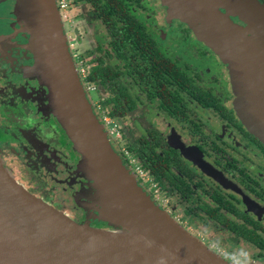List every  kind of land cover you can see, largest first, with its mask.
Returning a JSON list of instances; mask_svg holds the SVG:
<instances>
[{
  "label": "flooded vegetation",
  "instance_id": "flooded-vegetation-1",
  "mask_svg": "<svg viewBox=\"0 0 264 264\" xmlns=\"http://www.w3.org/2000/svg\"><path fill=\"white\" fill-rule=\"evenodd\" d=\"M0 1L8 4L0 15V27H5L1 34L5 38H0V119L7 123L0 125V146L8 138H24L27 146L23 144L20 150L27 159L26 172L33 184L21 183L29 192L65 211L50 201V194L61 193L63 200L83 204L90 181L77 171L80 155L69 139L64 142V131L47 109L46 87L24 76L22 68L31 64L33 57L25 47L28 34L11 12L15 2ZM106 1L110 7L105 15L86 0L69 8L88 6V15L94 18L88 25L100 23L110 30L109 50L101 55L106 56L112 69L121 70V130L117 117H107L118 129V136L123 135L122 143L117 144L123 163L154 202L210 250L229 262L264 264V142L236 112L233 92L228 95L222 91L223 86L220 90L213 83L201 84L204 62L212 53L194 40L200 52L208 55L192 67L188 46L178 43L177 51L169 52L167 40L178 32L186 39L190 31L177 18L165 24L169 30L158 25L157 14L165 16L166 12L160 0ZM86 9L77 13L78 20L88 16ZM231 17L245 25L238 16ZM125 26L131 33L123 45L121 27ZM101 49L95 44L81 54L92 51L90 58H94ZM109 57L117 62L112 63ZM134 88L144 96L134 94ZM114 94L108 92L111 98ZM156 98L157 107L170 119L166 122L168 130L150 126L136 134L131 113L146 100L156 108ZM187 104L194 106L191 113L186 110ZM11 124L15 132L7 129ZM108 135L115 138L109 131ZM127 147L138 154L133 155ZM132 162L152 181L155 191L136 173ZM91 212L83 204L79 217L70 211L67 214L77 222L106 227ZM239 246L243 251L237 253L235 248Z\"/></svg>",
  "mask_w": 264,
  "mask_h": 264
},
{
  "label": "water",
  "instance_id": "water-1",
  "mask_svg": "<svg viewBox=\"0 0 264 264\" xmlns=\"http://www.w3.org/2000/svg\"><path fill=\"white\" fill-rule=\"evenodd\" d=\"M14 2L33 57L23 70L46 87L47 108L80 155L77 171L90 181L83 204L101 215L108 228L77 222L29 192L0 159V264H240L225 260L185 230L123 163L81 82L56 0ZM161 2L168 15L181 18L228 55L234 76L250 80L253 108L245 116L264 142V3Z\"/></svg>",
  "mask_w": 264,
  "mask_h": 264
},
{
  "label": "rangeland",
  "instance_id": "rangeland-1",
  "mask_svg": "<svg viewBox=\"0 0 264 264\" xmlns=\"http://www.w3.org/2000/svg\"><path fill=\"white\" fill-rule=\"evenodd\" d=\"M0 2H1L0 3V15H1L4 12V10L8 9V4H5L2 1H0ZM160 2H161V0H160ZM161 4H162V2H161ZM83 7H85V8L82 9L81 6H72L71 8H69L67 10L66 17L64 19L62 18L64 31L68 36V41H69L71 53L76 58H78L83 51H85L89 48L92 49L95 44L101 45V47H102L101 50H99L95 53L96 55L97 54L98 55L103 54L104 51H106L107 49L109 50V47H110V44L108 42V40H109L108 37L110 35L109 28L105 29L104 26L100 23L99 24L95 23L94 27L92 25L89 26L90 22L94 21V18H92L90 15H88L90 8L88 6H83ZM85 9H86V14L88 16L85 19H82L80 17L81 19L78 20L79 14H77V13H79V12L83 13L82 11H85ZM14 11H15V6H13L11 12H13V14H15ZM71 11H73L75 13L71 14ZM222 11H225V10L222 9ZM165 16H163V13L161 14L160 12L157 14L158 25L161 28H166L169 30V28L165 27V24L166 23L170 24L173 19L177 18L181 21V24L184 27H187L190 31L189 34L187 35L186 39L181 38L179 36L181 34V32H178L171 39L167 40V43L170 45V47L168 48L169 52L175 53L178 49V47H176L178 45V43L180 44V46H188V49H189L188 51L190 54L189 56L193 60L192 61L193 62L192 67H193L194 63L196 61L200 62V60L202 58L206 59V57L208 55L207 52H205V54H202L200 52V49L194 43V40H197V41L201 42L202 44H204V46L206 48H208V50L212 53V57H211V59H206L204 62L203 74H204V71H205V74L201 80V84L213 83L216 88L220 87V90H222L221 87L223 86L224 90H222V91L226 92L228 95H230L231 92H233L232 93V95H234L233 105H235L236 112L238 113L239 116H241V118L244 120L246 125L248 127L250 126L249 129L250 130L253 129L252 123L250 121L248 122V119L245 116L247 108H253L252 105L249 103V98H251L250 93H252L251 90L253 89L252 85L250 83V80L248 83L242 75H239V76L235 75L234 76L233 63L230 60V58L228 57V55L224 51L218 50L217 48L213 47L212 44L209 43L207 40L201 39L200 34H198L197 31H195L194 29H191L188 26V24L186 22H184L181 18H179L177 16H170V15H168L167 12H165ZM230 18L232 19L231 16H230ZM88 23H89V25H88ZM4 28L5 27H3V26L0 27V38L1 39L5 38V37H3V35H1V34H3ZM88 31H89V34H88ZM247 34L249 35L251 33L247 32ZM109 61H111L112 63L117 62L115 58H110ZM79 63H80V61H77V64H79ZM205 66H207V67H205ZM200 67L202 68V66H200ZM22 69H24V67ZM23 72H24V76L31 78L29 76V74L26 73L24 70H23ZM31 79H34V78H31ZM222 81H223V85H221ZM244 86L246 87L245 91L243 90ZM248 86H250L252 89L248 90V88H247ZM1 88H3L2 78H0V89ZM132 92L134 94L140 93L141 96H144V93L141 90L139 91L138 88L132 89ZM91 95L94 97L95 93H91ZM157 102L158 101L156 98V108H155V104H152L151 102L146 100V102L144 104L139 105V107L137 109H135L134 113H131L132 114L131 122L137 128L136 134H138L140 131H142L145 128L150 127V126H156L157 130L158 129L164 130V131L168 130L166 122H168L170 119L168 117H166V115L164 114L165 112H161L159 110V108L157 107ZM94 103L97 104V102H94ZM227 104L230 105V101H228ZM187 107L188 108L186 110H189V112L191 113V111L193 110L192 107H194V106L192 104H190V105L187 104ZM98 108H100V104H99ZM155 111H156V113H155ZM104 114L105 113L103 111H100V113H99V115L102 116L101 119L107 120V118H105ZM191 116H193V115L191 114ZM4 124H7V123H4L3 120L0 119V125L3 126ZM105 125L107 127H110V126H112V123H110V121L108 119V122L106 121ZM175 125H178V122H176ZM12 128H13V125L11 124L10 126H8L7 129L15 132V130H13ZM178 128H179V125H178ZM110 129H111V127H110ZM251 132H252V130H251ZM112 133H113L112 137H117L119 134L118 129L116 130V127H115V130ZM65 136H66V134H65ZM110 140H112V139L110 138ZM5 141H6V143L4 144V146H2V147L0 146V159H1L2 163L6 166V168L12 173V175L19 182H22L25 185H28V184L32 185L33 182L30 179V175L27 174V172H26V169L28 167L27 166L28 165L27 159H25V155H23L22 151L20 150L21 149L20 146L25 144L24 138H21V137L12 138L11 137ZM64 142L68 143L67 136L65 137ZM25 146H27V144H25ZM141 171L143 172L142 169H141ZM136 172H137V174L140 173V171H136ZM37 177L40 178L39 175H37ZM47 178L49 179V177H47ZM40 179H42V178H40ZM42 191H45L46 194H49V192L46 190H42ZM62 195H61V193L50 194L49 199L52 203H55L56 206H59L61 208L66 209L65 210L66 212L70 211L71 214L73 213L74 217H79L80 213L82 212L81 203L79 202L80 203L79 204L78 201H76V202L75 201H71V202L65 201V200H63ZM91 213L94 214L93 218H98L99 221H103V223H105V226L108 228V224L103 220L101 215H96V213L94 211H92ZM93 218L86 217L87 220L93 219ZM205 242L207 243V240H205ZM240 247L241 246L235 248L237 250L236 251L237 253H240V251H243V249ZM247 263L251 264L250 262H247ZM259 263L260 262L257 261L253 264H259Z\"/></svg>",
  "mask_w": 264,
  "mask_h": 264
},
{
  "label": "trees",
  "instance_id": "trees-1",
  "mask_svg": "<svg viewBox=\"0 0 264 264\" xmlns=\"http://www.w3.org/2000/svg\"><path fill=\"white\" fill-rule=\"evenodd\" d=\"M68 1H69V5H76V3L79 0H68ZM86 1L90 2L92 5H94V7L100 9L101 13L104 15H105V9H108L110 7L108 1L106 0H86ZM121 28L123 29V34L125 36V38L124 37L121 38L122 44L124 45L125 41H127L126 40L127 37L130 36L129 34L131 33V29L126 26ZM122 44L119 43L118 45L121 46ZM134 46H136V44ZM91 52L92 51H86V53L81 54L78 58L84 60V64L86 68V76L80 77L81 82L84 85L85 83H90L95 86V89L93 91L86 89L85 90L89 100L91 101L93 110L97 114V116L101 118L99 113L100 111H104V113L106 115H109L110 117L113 118L117 117V120L120 123L119 126L121 130L122 128L121 122L123 120L122 115L119 113L120 112L119 110L123 109L122 100H121L123 86L121 80L119 79L121 70L112 69L111 66L106 63L105 55H96L94 58H90ZM121 55L122 53L120 52L119 56ZM78 59H75V62H77ZM110 90L115 91L113 98H111V96H108V92ZM91 93H95V96L93 97ZM94 102H97V104ZM111 103H113V106L111 105ZM99 104H100V108H98ZM129 104L131 105V103ZM104 128L107 127L104 126ZM108 136L110 138V135ZM122 136L123 135L121 134L115 137L114 139L110 140L112 146L116 151L118 150L117 144L121 142V139H123ZM128 149L133 153V155L136 156L138 154L133 148L129 147ZM118 154L120 155V153Z\"/></svg>",
  "mask_w": 264,
  "mask_h": 264
},
{
  "label": "built area",
  "instance_id": "built-area-1",
  "mask_svg": "<svg viewBox=\"0 0 264 264\" xmlns=\"http://www.w3.org/2000/svg\"><path fill=\"white\" fill-rule=\"evenodd\" d=\"M56 4H57V6H58V9H59V12H60V14H61V17L64 19V18L66 17V12H67V10L69 9V1H68V0H56ZM73 56H74V55H73ZM74 57H75V56H74ZM75 58H76V57H75ZM78 58H79V57H78ZM78 58H76V59H78ZM77 61H80L79 64H77V62H75V63H76L77 70H78V73H79V76H80V77H85V76H86V68H85L84 60H82V59H78ZM83 86H85V89H86V90L93 91V90L95 89V86L92 85V84H90V83H85V85L83 84ZM98 107H99V106H98ZM103 112H104V111H103ZM104 115H105V118H107V120L101 119L102 116H101V118H99V119H101V121L104 122V123L102 122L103 125H104L105 127H107L105 124H106V121L108 122V117H107L106 114H104ZM109 121H110V120H109ZM110 127H111V129H110ZM110 127H107L109 133L114 132V130H115V125H112V126H110ZM116 130H117V129H116ZM106 131H107V130H106ZM108 131H107V133H108ZM112 134H113V133H112ZM132 165L134 166V170H135V171H140V173H139L138 175L142 178L143 181H145V182L147 183V185H148V187L150 188V190L155 191L154 184H153L152 181L146 176V174H145L144 172H142L141 169H140L135 163L132 162ZM136 173H137V172H136Z\"/></svg>",
  "mask_w": 264,
  "mask_h": 264
},
{
  "label": "crops",
  "instance_id": "crops-1",
  "mask_svg": "<svg viewBox=\"0 0 264 264\" xmlns=\"http://www.w3.org/2000/svg\"><path fill=\"white\" fill-rule=\"evenodd\" d=\"M72 13H75V12L71 11V14H72Z\"/></svg>",
  "mask_w": 264,
  "mask_h": 264
},
{
  "label": "clouds",
  "instance_id": "clouds-1",
  "mask_svg": "<svg viewBox=\"0 0 264 264\" xmlns=\"http://www.w3.org/2000/svg\"><path fill=\"white\" fill-rule=\"evenodd\" d=\"M75 58V57H74ZM85 89V88H84ZM86 91V90H85Z\"/></svg>",
  "mask_w": 264,
  "mask_h": 264
}]
</instances>
